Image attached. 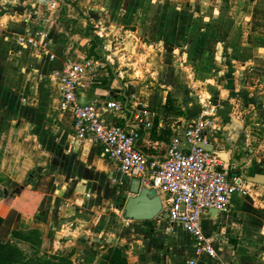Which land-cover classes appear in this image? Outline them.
Listing matches in <instances>:
<instances>
[{"label": "crops", "instance_id": "obj_1", "mask_svg": "<svg viewBox=\"0 0 264 264\" xmlns=\"http://www.w3.org/2000/svg\"><path fill=\"white\" fill-rule=\"evenodd\" d=\"M114 4L121 0H0V241L36 230L42 250L74 264H102L109 249H120L126 264H264V186L242 179L264 175V0L123 3L135 42L118 59L132 58L146 37V47L158 48L151 54L156 71L146 77L138 76V60L128 62L137 77L119 73L108 44L100 50L105 61L92 54L86 35L97 34L100 12L106 19ZM38 32L47 36L44 53L19 42ZM85 59L97 64L78 102L120 101L105 120L138 131L145 153L155 142L164 157L174 134L201 113L200 98L218 107L223 127L213 151L225 155V167L249 193L234 195L230 213L204 216V231L218 237L216 258L196 255L192 237L164 208L153 221L126 218L132 180L121 187L117 163L74 142V118L60 109L54 71Z\"/></svg>", "mask_w": 264, "mask_h": 264}, {"label": "built area", "instance_id": "obj_2", "mask_svg": "<svg viewBox=\"0 0 264 264\" xmlns=\"http://www.w3.org/2000/svg\"><path fill=\"white\" fill-rule=\"evenodd\" d=\"M19 42L44 53L47 36L38 32L34 36H21ZM96 64L92 59L70 60L54 71L59 84L60 109L74 118V142L97 148L103 158L117 163L124 177L119 183L121 187H125L127 179L136 178L142 186L166 196L163 208L168 212L170 223L181 226L192 237L196 255L216 258L220 250L218 237L204 231V216L213 210L230 213L234 195L249 193L239 178L232 177L215 151L203 148L213 146L223 127L218 107L211 98H200L201 113L174 134L164 157L150 159L139 147L138 131L106 122L105 113L121 109L120 101L94 100L86 105L78 102L80 85ZM137 119L140 124L145 122L142 117ZM189 264L196 261L191 260Z\"/></svg>", "mask_w": 264, "mask_h": 264}, {"label": "rangeland", "instance_id": "obj_3", "mask_svg": "<svg viewBox=\"0 0 264 264\" xmlns=\"http://www.w3.org/2000/svg\"><path fill=\"white\" fill-rule=\"evenodd\" d=\"M110 2H114V0H108ZM131 0H121V4L117 5L114 4L110 9L109 13H104L105 15H108L106 19L102 18V14L104 11H101L100 17L96 21V27L95 31H97L96 36L102 40V43L108 44L111 49L109 52H107L114 60V67L116 70H119V73L121 71L129 70V75L131 76H136L137 77V71L141 70L140 73H138V76L143 77V76H149L152 72H155V65L153 64L155 62L154 57L152 52L157 50L156 46H153V48H148L149 46L146 47V43H149V39L146 37H143L141 41L145 43V46L141 45V41L139 43V46L136 48V50L133 53L132 58L124 57L122 55V60L120 61L118 57L120 56L121 52H128L130 51L133 43L135 42V38L131 35L132 32H134V28L131 27L127 23V18L125 14V9L123 10V3H125V7L127 6V2H130ZM160 1V0H157ZM150 44V43H149ZM151 51V52H149ZM106 52V51H105ZM149 52V53H148ZM178 60L180 61V58L184 57L182 53H179L178 55ZM195 60V58L193 57ZM129 60V61H128ZM131 60V61H130ZM140 61V65L137 67H142L139 70L134 69L135 67H131L128 62H136ZM191 60L190 62L194 61ZM164 61V59H163ZM182 62V61H181ZM162 65V64H161ZM158 66V65H157ZM121 68V69H120ZM180 69V68H179ZM182 71V70H179ZM128 75V74H127ZM126 75V76H127ZM142 75V76H141ZM144 80V79H143ZM200 98V97H199ZM49 122L46 124L48 125ZM136 224V223H134ZM151 225V229H154L155 226L153 223H150L149 226ZM152 232V231H151ZM134 235L136 234L134 228L132 227L131 234ZM131 237V236H129ZM37 239L39 242V237L35 236L34 239ZM12 246L16 247L18 251L20 252V256H22L23 261L25 264L31 263L32 261H37V260H46L49 256L44 250H42V246L39 244L37 246H31L27 243L23 242H16L14 244H11ZM109 249L107 254L105 255L106 260L109 261V259L113 258V252H111ZM118 254L114 255V258H118ZM104 262L102 264H109L108 262ZM124 264V263H123Z\"/></svg>", "mask_w": 264, "mask_h": 264}, {"label": "trees", "instance_id": "obj_4", "mask_svg": "<svg viewBox=\"0 0 264 264\" xmlns=\"http://www.w3.org/2000/svg\"><path fill=\"white\" fill-rule=\"evenodd\" d=\"M88 38L92 39L93 47H92V54L96 56L100 61H105L102 58L101 55V48H102V41L98 36L94 34H88L86 35ZM111 68V67H110ZM157 144L155 142H151L149 146V151L146 153V155L150 159H156L160 158L157 153ZM11 194L10 196H12ZM13 216V214H12ZM11 224V220L8 219L6 221V225ZM37 236L40 239V236L38 234V231L33 230L30 232H20V231H14L12 234V241H7V242H1L0 241V264H25L23 261L22 256H20V252L18 249L11 244L18 243V242H23L27 243L31 246H37L41 245V242L34 237ZM113 252V258L109 259L107 261L109 264H126V260L124 258L123 252L120 249L112 250ZM120 255L118 258H114V255ZM27 264H74L69 258L67 257H58V256H51L48 257L46 260H35L32 261L31 263Z\"/></svg>", "mask_w": 264, "mask_h": 264}, {"label": "water", "instance_id": "obj_5", "mask_svg": "<svg viewBox=\"0 0 264 264\" xmlns=\"http://www.w3.org/2000/svg\"><path fill=\"white\" fill-rule=\"evenodd\" d=\"M208 151H213V147H203ZM222 159L226 160L223 153L220 154ZM227 161V160H226ZM228 162V161H227ZM233 162H237L233 159ZM229 163V162H228ZM247 180L252 184H259L264 186V175L255 174L254 176H247L245 173L242 175V179ZM242 181V180H241ZM130 192L133 196H125L123 199L124 212L126 218L138 221V222H149L153 221L163 213V202L161 196L154 189H149L141 185L139 179H132L130 185ZM213 214L217 211L213 210ZM165 218H169L168 214H164Z\"/></svg>", "mask_w": 264, "mask_h": 264}]
</instances>
